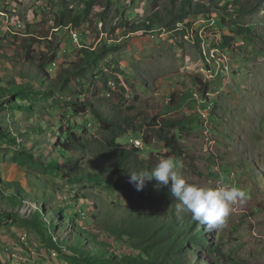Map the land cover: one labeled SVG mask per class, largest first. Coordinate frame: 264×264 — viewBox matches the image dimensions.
Wrapping results in <instances>:
<instances>
[{
  "label": "rangeland",
  "instance_id": "374dc122",
  "mask_svg": "<svg viewBox=\"0 0 264 264\" xmlns=\"http://www.w3.org/2000/svg\"><path fill=\"white\" fill-rule=\"evenodd\" d=\"M55 1L0 0L3 39L0 42V85L8 90V81L15 79L16 83L32 85L33 90L52 93L49 99L30 101L14 102L8 100V95L0 97V134L18 139L16 147L0 136V212L17 217L4 223L0 221V264H86L76 260L71 249L76 247L77 236L81 235L78 225L91 235V240L86 241V251L92 252L101 247V242H106L121 252L123 243L114 242L105 229L107 217L111 215L113 221H120L127 220L131 214L156 211L157 206L131 192L110 191L88 181L99 167V160L93 159L90 152L87 155L82 152L60 154L55 147L59 123L84 125L85 121L93 120L90 113L76 116L71 108L60 104L73 97L93 102L102 99L135 120V125L120 140L122 144L129 143L128 135L143 137L147 129L153 128L149 125L154 118L185 122L187 128H178L177 133L183 135L186 155L172 157L183 178L205 187H216L223 178L224 182L242 187L248 193L246 201L232 206L233 211L223 226L216 229L204 226L207 244L214 246L222 241V254L215 257L206 250L199 255L190 254L188 260L193 264H264V0H191L195 11L184 18L185 32L189 31L185 35L187 41L195 44V30L202 31L201 35L204 32L207 55L209 50L217 49L216 57L220 60L221 53L227 50L219 62L220 67L226 65L232 55L235 65L244 70L227 78L228 96L217 107L211 122L214 133L210 136L213 143L209 144V149L207 138L199 135L200 127L195 118L187 114V110L194 107H189L179 97L176 85L182 86L186 78L175 76L184 69L185 77L197 75L188 74L187 66L196 67L202 58L205 60L201 43L191 46L174 32L175 37L168 35V41L151 42L149 47L144 44L145 37L136 36L121 45L113 44L109 55L105 50V38L117 40L126 35L122 19L130 18L133 24L129 23V28L142 27L143 21L149 19L154 21L152 28L158 29L157 17L169 22L173 11L179 13L181 0H112L109 6V0H93L91 9L81 18L82 23L74 26L81 33L82 42L88 35L91 47H96L103 34L107 36L97 52H90L101 54L84 71L81 67L86 55L78 52L70 34H65L67 31L56 32ZM64 3V8L75 14L82 13L85 7L83 0ZM105 6L108 9L102 17L104 27L99 15ZM154 14L158 15L154 18ZM9 18L24 22L27 28L14 30L17 34H6L5 20ZM118 19L120 24L116 25ZM177 25L172 24V28ZM248 28L251 31L246 34L236 33ZM29 47L35 57L30 63L24 60ZM54 55L57 60L46 66L51 75L46 77L38 65L44 57ZM66 78L71 82L67 92H61L58 83L63 84ZM119 78L130 87L131 95L120 85ZM110 82L117 85L115 91ZM188 91L195 89L189 85ZM11 104L34 109L31 112L14 110ZM202 116L205 120L208 117ZM89 131L92 148L99 147L108 136L98 125L89 127ZM21 151L32 156L29 163L22 159ZM145 151L142 157L153 167L162 159V154L168 156L158 140ZM52 161L58 166L55 172L46 169ZM17 194L22 195V203L13 207L8 199ZM70 206L81 215L80 220L70 222L64 218L63 213ZM172 207L176 208L175 219L179 223L196 221L177 199L163 205L158 211L159 217L169 220L168 211Z\"/></svg>",
  "mask_w": 264,
  "mask_h": 264
},
{
  "label": "trees",
  "instance_id": "16d2710c",
  "mask_svg": "<svg viewBox=\"0 0 264 264\" xmlns=\"http://www.w3.org/2000/svg\"><path fill=\"white\" fill-rule=\"evenodd\" d=\"M87 7L82 11V13L75 14L73 10H67L64 8L66 1L61 3L57 7V13L55 16L57 28H65L70 24L80 25L82 23L81 18L87 15L90 10L92 1L88 0ZM111 1V0H109ZM236 2V1H234ZM183 6L179 9V13H172V19L165 23L164 18L161 16L157 17V24L161 27H167L172 30V24H177L183 21L187 16L192 15L194 10L192 9V3L188 0H182ZM63 5L61 9L60 6ZM158 14H154L155 18ZM153 19V18H152ZM152 24L154 21H151ZM28 25V29H30ZM146 28L151 29L152 25ZM22 30V29H18ZM131 33L137 32V27L129 28ZM251 29H239L236 31L237 34H246L250 32ZM182 32V31H181ZM7 33H13L7 30ZM193 36V40H194ZM0 36V42L2 41ZM86 45L84 49L80 51L83 55H86L84 59V65L81 67L82 71L86 69L94 60L100 56L101 53L97 55L90 53ZM107 48V45H106ZM33 50L31 47L27 48L25 52L24 60L29 63L34 60ZM2 56H0L1 58ZM41 60L38 68L41 72H44L46 77H50L49 69L47 65H52L51 62L57 60V55L51 58L44 57ZM84 58V57H82ZM34 62V61H33ZM76 75V73H74ZM1 80V79H0ZM2 82V80H1ZM71 80L69 78L65 79V82L60 85L58 83L57 88L61 92H67L68 85ZM32 85H24L22 83H16L15 79L8 81V90L2 88L0 85V97L7 96L9 101H30L32 99L47 98L52 93L47 91L42 92V90H33ZM3 94V95H2ZM76 97L67 99L70 101H62L60 104L66 108H71L76 116L80 114L90 113L93 119L100 123L102 132L106 133L108 136L99 147H91V137H89V121H85L84 125H77L73 123H59V137L57 138L55 147L58 149L60 154L64 156L66 153L70 154L72 152H82L87 155L90 152L93 159L98 161V171L91 174L88 181L98 186H102L107 190H117L122 192H131L138 198L143 199L148 204L157 206L156 211H151L147 214L140 215L131 214L127 220L121 219L120 221H113V217L110 215L105 220V229L109 236L112 237L114 242L123 243V250L121 252L117 251L115 245L111 243L101 242V247L94 249L92 252L87 250V240L90 239V234L84 231L82 225H78L77 230L81 232V235L77 236V241L75 242L76 247L71 248L74 251V258L79 262L86 264H193L192 261L188 260L190 254L199 255L202 251H208L213 256L217 257L222 254V241H219L213 245H208L206 230L204 229V224H198L196 221L185 222L184 225L179 223L175 218L176 208L172 207L168 212L170 213V219L167 221L160 218L158 211L162 209L163 205L166 203L170 204L176 200L175 197L171 196L168 188L160 187L157 188V181L150 180L145 181V186L143 190L137 191L133 184L129 183L130 172L132 171H150L154 168L150 161L143 159L145 150L152 146L151 140L158 139L160 144L165 148L169 155H175L182 157L185 154L184 146L182 145V136L169 134L171 129L180 126L179 122L174 120H163L157 121L153 120V124L158 127V131L154 128L147 129V135L143 137H137L143 139V147H132L128 143L122 144L120 142L123 137L127 134L128 129H131L135 125V120H132L124 112L120 111L118 108H111L108 106L107 101H102V99L93 101H82L81 99H74ZM4 99V97H3ZM11 108L14 110H25L31 112L34 108L28 105H16L11 104ZM149 127H151L149 125ZM38 131L42 132V129ZM153 131V133H149ZM1 139L8 140L12 146H18V139L13 137V135L0 134ZM92 150V154H91ZM20 156L25 162H30L32 156L24 151L20 152ZM170 156V157H171ZM84 159V161H86ZM145 160V161H144ZM46 169H50L51 172H55L56 164L52 161L47 165ZM23 194L25 190L23 189ZM76 199L78 194L76 193ZM22 195L17 194L14 197L8 199L9 204L13 207L18 206L22 203ZM74 199V200H76ZM78 202V201H75ZM80 204V201H79ZM69 205V204H68ZM68 211L64 212V218L70 222H75L77 218L81 219V215L75 213V208L67 207ZM63 211V210H61ZM84 214V212H82ZM13 218L8 213L0 212V221L4 223L5 221H10ZM85 219L86 216H85ZM84 219V220H85ZM197 227V228H196ZM202 229H204L202 231ZM127 237V239L125 238ZM114 244V243H113ZM72 246V245H67ZM127 248L129 251H124Z\"/></svg>",
  "mask_w": 264,
  "mask_h": 264
},
{
  "label": "clouds",
  "instance_id": "9594fccd",
  "mask_svg": "<svg viewBox=\"0 0 264 264\" xmlns=\"http://www.w3.org/2000/svg\"><path fill=\"white\" fill-rule=\"evenodd\" d=\"M67 1V0H65ZM85 2V7H87L88 0H83ZM190 3H192L191 0H188ZM56 7H58L61 3L64 1L62 0H56ZM53 2V4L55 3ZM112 2V0H111ZM182 2V0H181ZM110 1L108 2L109 6ZM108 6H105L103 9V12L100 13L99 19L101 21L102 26L105 27L106 23L102 19L103 14L107 11ZM183 6V4H182ZM111 10L113 7H109ZM83 9V10H84ZM91 9V8H90ZM192 9L195 11V8L192 5ZM142 17V16H141ZM140 17V18H141ZM152 20L146 19L143 21L142 27H137V32L131 33L129 31V23L133 24L130 20V18L127 16L125 19H122V22L125 23L124 32L125 36L120 37L119 39L115 40L113 38H105L107 42V48L105 47V50L108 51L107 54H110V48H112L114 45H121L124 43L125 40H129L132 37L141 36L145 37L143 38L144 44L149 47L151 42H155L158 40H167L168 41V35L172 37H175L174 32H178L182 38L191 46H198L201 43V49L203 47V55L206 56L205 60L202 58L201 62L195 66H190L188 64L187 71L188 74L195 75L191 78L185 77L183 74L186 69H184L178 77L180 78H186L182 86H177L179 97L183 99L186 104L190 107L193 106L194 109H188L187 114L193 116L196 120V123L200 127L199 135L200 137L204 136L207 138V149L210 148L211 143H213L210 139L211 133H214V127L211 124L213 118L215 117L216 109L221 104V101L224 99H227L226 97L228 94L226 93L227 89L230 88V84L227 80L233 73H238L240 71H244L241 66H236L234 61L232 60V55L229 57V61L226 65L221 66L219 63L221 60H223V55L227 54V50H225L223 53H221V59L218 60L216 57L217 49L209 50L208 55L205 52V44L206 40L204 37V32L201 35V32L196 31L195 29V44L190 43L186 40L185 35L188 34L189 31L185 32V25L187 24L184 19L180 23H177L178 27L172 28V30L168 28H146L149 25H152ZM202 22V21H199ZM199 22H196L195 24H198ZM6 28L7 30L14 31L18 29H26L27 24L24 22H20V20H17L16 18L5 20ZM147 23V25H146ZM115 24H120V19L115 22ZM75 24H70L68 27L65 28H57L56 32H60L61 30L67 31L65 34H70V38L72 39L73 43L76 45V49H78V52H80L86 45H89L88 43V35H85L83 39L85 40L82 42L80 39V34L75 26ZM181 27L184 29L183 33L179 31ZM197 27V25L195 26ZM134 28V27H132ZM166 29L170 30L167 31ZM107 36L105 34L102 35L101 39H99L96 47H91L90 44L88 48L89 52H97L98 46L103 42V38ZM147 39V40H146ZM174 40V39H173ZM175 41V40H174ZM95 48V49H93ZM93 49V50H91ZM99 53V52H98ZM105 55V53H104ZM215 56V58H212V56ZM82 58V57H81ZM110 59V57H109ZM190 66V67H189ZM227 68V69H226ZM50 73V69H49ZM175 75V76H176ZM51 76V75H50ZM240 76V75H239ZM120 82V85L123 87V89L127 92L128 95H131L132 91L130 87L125 83L122 82L121 79H118ZM180 80V79H179ZM57 80H54V83H56ZM189 85L192 86L195 91L189 92L188 88ZM110 86L112 90H116V84L110 82ZM175 95L172 96V100H174ZM70 99V98H68ZM214 101H217L214 103ZM120 103V102H119ZM108 106H111L110 103ZM114 108L113 107H110ZM116 108V107H115ZM120 110V109H119ZM203 114H207L208 117L205 120L202 116ZM157 119V118H154ZM153 119V120H154ZM94 120V119H93ZM89 120L88 126L90 128H93L94 126L98 125L100 126V123L97 121ZM152 123L150 126H153L155 130L158 131V127H156ZM163 120H174L176 122L180 123V126H177L174 129H171L169 134L172 135H179L182 136V145H183V135L177 133V129H183L185 130L187 127L185 126V122H182L181 120L169 118V119H157V121H163ZM148 134L147 132L145 133ZM143 134V136L145 135ZM131 139L129 140V145L132 147H143V139L136 138L134 135H128ZM154 140H151V143H153ZM160 144V142H159ZM162 146V144H160ZM184 146V145H183ZM163 148V153L168 154ZM185 149V147H184ZM186 155V152L183 156ZM164 156L162 154V159L159 160V162L155 165L154 168H152L150 171H132L130 172L129 176V183L133 184L135 189L137 191L143 190L145 186V181L155 180L157 181V188L160 187H166L169 189L171 196L175 197L177 200L180 201V204L187 209L192 214V218L196 221H198L201 224L206 225L209 229H216L218 227H221L225 224L226 219L229 217L231 212L233 211V205H235L237 202H244L248 198V193L245 189L242 187H239L235 184H229L224 182L223 178H221V181L219 182V185L216 187H205L201 186L195 183H189L187 182L183 176L178 171V163L177 161L172 158L175 155ZM85 217V214H83Z\"/></svg>",
  "mask_w": 264,
  "mask_h": 264
},
{
  "label": "crops",
  "instance_id": "0c3cea01",
  "mask_svg": "<svg viewBox=\"0 0 264 264\" xmlns=\"http://www.w3.org/2000/svg\"><path fill=\"white\" fill-rule=\"evenodd\" d=\"M8 1V0H7ZM9 1H11V0H9ZM145 41V40H144ZM137 43H138V41H137ZM146 46V45H145ZM147 47V46H146ZM177 77H178V75H176Z\"/></svg>",
  "mask_w": 264,
  "mask_h": 264
},
{
  "label": "built area",
  "instance_id": "2783aa9c",
  "mask_svg": "<svg viewBox=\"0 0 264 264\" xmlns=\"http://www.w3.org/2000/svg\"><path fill=\"white\" fill-rule=\"evenodd\" d=\"M226 60V59H225ZM226 64H227V61H226ZM207 115V114H206ZM208 116V115H207Z\"/></svg>",
  "mask_w": 264,
  "mask_h": 264
},
{
  "label": "bare ground",
  "instance_id": "6f19581e",
  "mask_svg": "<svg viewBox=\"0 0 264 264\" xmlns=\"http://www.w3.org/2000/svg\"><path fill=\"white\" fill-rule=\"evenodd\" d=\"M179 30H182V29H179ZM189 33V32H188Z\"/></svg>",
  "mask_w": 264,
  "mask_h": 264
}]
</instances>
